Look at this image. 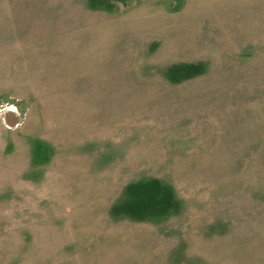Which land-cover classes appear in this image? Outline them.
Wrapping results in <instances>:
<instances>
[{
	"label": "rangeland",
	"instance_id": "obj_1",
	"mask_svg": "<svg viewBox=\"0 0 264 264\" xmlns=\"http://www.w3.org/2000/svg\"><path fill=\"white\" fill-rule=\"evenodd\" d=\"M0 264H264V0H0Z\"/></svg>",
	"mask_w": 264,
	"mask_h": 264
},
{
	"label": "crops",
	"instance_id": "obj_2",
	"mask_svg": "<svg viewBox=\"0 0 264 264\" xmlns=\"http://www.w3.org/2000/svg\"><path fill=\"white\" fill-rule=\"evenodd\" d=\"M118 209H122V211H124V209H126V208H118ZM106 220H107V218H106ZM106 223H107L108 227L112 228L113 231L117 232L118 234H121V230H122V232H123V230H127V229L130 230L129 227H128V225H130V223L129 224L125 223L123 220H117L116 223H113L111 225H110L109 221H105L104 224H106ZM119 223H122V224L119 225ZM116 225H118V226L116 227Z\"/></svg>",
	"mask_w": 264,
	"mask_h": 264
}]
</instances>
